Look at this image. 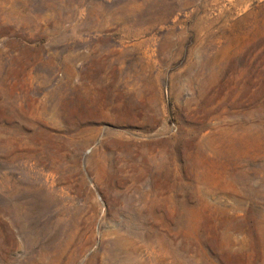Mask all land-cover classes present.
Here are the masks:
<instances>
[{"label": "rangeland", "instance_id": "rangeland-1", "mask_svg": "<svg viewBox=\"0 0 264 264\" xmlns=\"http://www.w3.org/2000/svg\"><path fill=\"white\" fill-rule=\"evenodd\" d=\"M0 264H264V0H0Z\"/></svg>", "mask_w": 264, "mask_h": 264}]
</instances>
